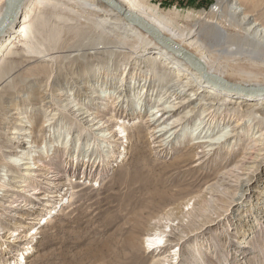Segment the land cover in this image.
<instances>
[{"label": "bare ground", "instance_id": "bare-ground-1", "mask_svg": "<svg viewBox=\"0 0 264 264\" xmlns=\"http://www.w3.org/2000/svg\"><path fill=\"white\" fill-rule=\"evenodd\" d=\"M117 1L197 57L210 74L226 80L232 79L231 82L242 85H261L262 82L252 79L233 78L229 64L245 62L244 60L264 63V40L255 36L244 38L226 35L221 16L215 12L214 7L203 14L199 11L201 17L197 22H193L192 27L185 28L174 23L169 15L150 0ZM218 2L221 4V0ZM9 9L10 0H0V23L7 17ZM222 11L220 9L219 13ZM252 17V14L249 15L248 20ZM54 33L59 36L71 33L72 38H77L78 48L87 55L89 52L94 54L86 59L90 64L103 59L98 56L101 48L122 49L123 53L120 55L124 54L122 57L130 59L127 62L130 71L133 67L149 68V78L142 85L143 94L148 95L153 86L159 87L166 82L163 90L158 93V98L149 102L154 105L152 109L148 113L139 114L144 117H139L138 120V128L144 127V135L154 155L161 156L166 151L171 152L175 148L173 140L183 129L186 131L193 127L192 119L201 109L203 111L194 133H203L205 127L207 131L203 136L190 138L192 148L189 151L194 153L192 165L204 169L209 167L208 163L220 159V153L229 141L233 151L239 148L238 138L243 134L246 120L255 121V127L264 124V96L239 93L210 82L181 55L102 0H17L14 15L0 31V108H5V99L19 95V90L27 89L29 84H37L39 79L53 77L48 94L46 91L41 94L35 86L32 94L26 96L28 100L48 104V107L58 111L60 117L68 118L74 125L86 127V134H94L97 141H110L121 149L130 143L129 139H123L128 133L119 118L124 103L135 101L129 97V93L136 88L128 81L130 71L125 74L126 80L122 79L120 86L123 87L118 89L119 99L116 101L108 94L90 90L92 99L104 104L100 110H92L85 103H74L70 100L71 95L66 92L53 95L51 91L54 90L56 79L52 67H56L60 53L69 48L58 49L52 40ZM63 39L64 37L61 38L62 41ZM99 41H104V45L100 46ZM85 44L90 45L84 47ZM33 67L37 71L30 69ZM23 69H28V72L21 74ZM142 76L144 74L139 73V81L143 79ZM80 87L87 89L84 85ZM190 90L195 92L190 94ZM77 92L79 96L81 90L78 89ZM130 108L124 110L125 116L130 114ZM12 109L16 110L5 113L10 119L0 116V128L14 142L11 144L5 139L0 140V171H7L6 175L9 176L8 182H0V264H19L21 261L28 263L32 250H38V238L43 229L41 225H47L53 220L55 216L50 214L59 204H63L66 196L74 194L75 183H82L69 179L71 173L74 176L77 170L67 166L71 163L67 153L72 149L73 143L68 145L69 140H61L65 135L63 130L51 132L47 139L45 131L56 122H48L47 118L40 122L43 112L48 110L40 108L42 113L39 115L36 112H26L24 115L20 108ZM257 112L263 114L261 120H254ZM16 119L21 121L17 122ZM219 120H234V123L222 130L218 137L210 139V134L206 136L208 129L214 131L217 128L214 123ZM9 123L16 125L13 130L5 129ZM138 128L135 129L136 133H139ZM261 134L264 135V131ZM57 137L59 139L55 143ZM187 137L189 138L187 135L184 137V141ZM80 149L81 147L79 152ZM8 154L13 156L7 159ZM86 165L82 173L89 178L93 172L88 171L89 164ZM263 169L264 136L246 143L238 160L231 166H226L217 180L207 183L203 192L184 195L175 200L167 199V204L166 200L161 199L152 209L158 211L153 212L140 227L144 235L142 240L127 239V250L119 251V261H112V264H146L148 257H151L148 264H192V260L200 253L199 237H204L213 228V224L224 218L225 214L250 194L247 191L238 198L228 199L227 191L241 181H256L255 178L260 180ZM86 185L88 184L79 189ZM250 187L249 190H252ZM224 197L228 199L229 207L216 209L219 200ZM263 216L264 213L260 217ZM256 217L264 229V219L261 221L258 215ZM237 225L238 223L228 224L230 233H236L233 231ZM252 225L247 230L254 231L256 226ZM234 241L243 245L240 243L242 241ZM139 250L145 255L141 256Z\"/></svg>", "mask_w": 264, "mask_h": 264}, {"label": "rangeland", "instance_id": "rangeland-1", "mask_svg": "<svg viewBox=\"0 0 264 264\" xmlns=\"http://www.w3.org/2000/svg\"><path fill=\"white\" fill-rule=\"evenodd\" d=\"M150 1L169 15L174 23L185 28H190L193 22H197L201 17L199 11L203 14L214 7L215 12L221 16L226 35L231 37L238 35L244 38L255 36L264 40V0H221V4L218 0ZM220 9H223V13H219ZM251 14L253 17L248 20ZM53 35V43L57 45L58 49L69 47L64 53L58 52L60 56L57 58V65L52 67L53 76L56 79L54 90L51 91L53 95L66 92L71 95V101L88 104L86 106L92 110H100L104 107V104L92 99V90L110 95L113 101L119 99L118 89L123 87L120 86L122 79L130 71V65H127L130 59H125L127 56L122 57L124 54L120 55L122 49L120 51L117 47H100L101 51L98 56L103 59L90 64L86 59L94 54L89 52L87 55L78 48L79 42L77 38H72L71 33H62L63 41L58 34L54 33ZM99 44L103 46L104 41H99ZM89 45L85 44L84 47H89ZM244 61L229 64V68L232 69V72L230 71L232 77L252 79L262 82L261 85H264V63L252 60ZM30 69L37 71L35 67ZM148 70V67L142 69L133 67L129 74L130 80L128 81L132 87H136L132 93H129V97L135 101L125 102L124 105L127 104V106H122L123 110L119 116L125 126L123 127L125 132L128 133V136L123 139L130 140V143L125 141L127 143L123 147L125 151L120 147H115L110 141H97L94 134L87 135L86 127L74 125V122L68 118L60 117L58 111L48 107V104L28 100L26 96L32 94L35 86L41 94L45 91L48 94L53 77L39 79V83H31L27 89L19 90V95L5 99V108L1 106L0 116L7 119L10 117L5 113L13 112L16 110L12 109L14 107L20 108L19 110L24 112V115L26 112L30 114L36 112L35 114L39 115L42 113L40 108L48 110L43 112L44 115L40 122L42 123L46 118L48 122L53 120L56 122L52 128L49 127V130L45 131L47 139L51 132L63 130L65 140L64 138L61 140H69L68 145L73 143L72 149L67 153L71 158V163L67 166L77 170L74 176L71 173L69 179L82 182L75 183L73 185L74 194L70 193L69 197L66 196L63 204H59L51 214L49 213L52 217L55 216L54 221L52 220L47 225H41L43 229L41 237L38 238V250H32L31 260L28 263L21 261L19 264H112V261L118 262L117 253L127 250L125 244L127 239L142 240L144 235L142 234L143 229L140 227L152 216L153 212L158 211L152 209L161 199L166 200L167 204V199L175 200L184 195L203 192L207 183L217 180L219 173L226 166H231L238 160L246 143L264 136L261 134L264 131V124L255 127V121L248 119L243 134L238 138V149L233 151L231 141H229L221 151L220 159L208 163L209 167L204 169L193 166L194 153L189 151L192 148L190 138L203 136L207 131V127H205L203 133H199V135L194 133V128L203 111L201 109L192 119L193 127L186 131L183 129L179 136L177 135V138L173 140L172 144L175 145V148H172L171 152L166 151L161 156L152 154L149 142L144 135V127L138 128L140 126L139 117H144L139 114L148 113L152 109L154 105L149 102H154V99L158 98L166 82L159 87L153 86V89L147 93L148 95L143 94V83L146 82V78H149ZM26 72L28 69L21 70V74H26ZM141 72L144 76L139 81L138 75ZM228 80L233 81L232 79ZM139 83H141L140 86ZM83 85L87 86V89L80 87ZM78 89L81 90L79 96H77ZM157 90L159 91L157 92ZM194 92L195 90L189 91L190 94ZM66 102L63 101V103ZM146 104L148 105L146 106ZM127 107H131L130 114L125 116L124 110ZM262 118L263 114L257 112L253 119L261 120ZM15 121L21 120L16 119ZM233 123L234 120L230 122L219 120L214 123L217 128L214 131L208 129L206 136L210 134V139H214ZM123 124L119 125L123 126ZM15 126L14 123H9L5 129L10 131ZM137 128L139 133H136L135 129ZM186 135L189 138L187 137L184 141ZM7 136L0 128V140L5 139L14 144L12 139L10 140ZM11 136H17V134H11ZM58 139L59 137L55 143L58 142ZM80 147L81 151L79 152ZM12 156V154H8L7 159ZM89 159L90 161H88ZM87 163L89 164L88 171L92 170L93 172L89 178L84 177V173H82ZM0 172V182H8L7 171L1 170ZM260 176L262 177L260 180L255 178L256 181L248 182L249 179L246 182L241 181L239 185L232 186L227 191L228 199L238 198L243 193L245 195L247 191L250 192L251 197L250 194L247 195L242 203L236 205L232 211L225 214L224 218L213 224L211 226L213 228L204 237H199L201 254L196 255L192 264H264V229L256 217L258 215L261 221L264 219V216L260 217L264 213V169ZM83 183L88 185L79 189L84 186ZM248 187L253 189L249 190ZM226 197L223 198L224 200H219L216 209L222 210L229 207ZM260 212L262 213L260 214ZM228 221L231 225L238 223L233 231L236 233H230ZM252 224L256 226L255 230H247L249 226H253ZM37 226L40 225L37 224ZM234 239L242 241L240 243L246 246L238 245ZM139 253L141 256L145 255L142 250H139ZM150 259L151 257H148L146 264Z\"/></svg>", "mask_w": 264, "mask_h": 264}, {"label": "water", "instance_id": "water-1", "mask_svg": "<svg viewBox=\"0 0 264 264\" xmlns=\"http://www.w3.org/2000/svg\"><path fill=\"white\" fill-rule=\"evenodd\" d=\"M102 1L105 4L118 10L129 21L137 24L139 27H141L145 31L151 33L160 43L167 46L169 49H171L175 53L181 55L186 61H188L192 65V67L195 70H197L201 75H203L205 79L209 80L210 82H213L215 84H218L222 87H225V88H228L234 91H239V92L246 93V94L264 96V85H242L240 83L231 82L226 79L210 74L197 57L188 53L182 47H180L175 42H173L170 38L163 35L161 31L157 27H155L153 24L147 22L145 19H143L141 16H139L135 12L129 9H126L117 0H102ZM16 7H17V0H10L9 13L7 17L1 21L0 31L2 27L5 25V23H7L9 19L12 18L16 10Z\"/></svg>", "mask_w": 264, "mask_h": 264}, {"label": "trees", "instance_id": "trees-1", "mask_svg": "<svg viewBox=\"0 0 264 264\" xmlns=\"http://www.w3.org/2000/svg\"><path fill=\"white\" fill-rule=\"evenodd\" d=\"M184 1V0H183ZM186 1V0H185Z\"/></svg>", "mask_w": 264, "mask_h": 264}]
</instances>
